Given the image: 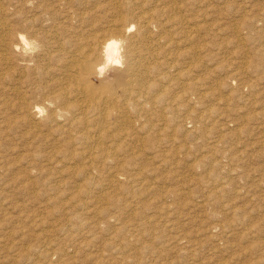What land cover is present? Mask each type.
Returning <instances> with one entry per match:
<instances>
[{
	"label": "rangeland",
	"instance_id": "374dc122",
	"mask_svg": "<svg viewBox=\"0 0 264 264\" xmlns=\"http://www.w3.org/2000/svg\"><path fill=\"white\" fill-rule=\"evenodd\" d=\"M6 1L5 5L9 4ZM205 1L203 0V3L198 6L202 7V10L204 6L209 7L208 11L207 7L204 8L207 14H211L207 15L205 19H209L207 20L209 27L212 26L211 28L214 29H207V32L201 31V35L204 34L203 37H205L204 53L202 52L201 57L197 58L198 65L195 64L196 62H191L189 52L195 46L203 43L194 44L193 38L192 40L179 41L184 34H177L179 40L175 41V46H172L174 50L171 45L166 47H171L169 50L172 49L173 53L171 52L170 56L173 59L181 58H178L175 67L171 68L172 71L180 65L178 69L185 67L183 72L189 70L186 71L187 75L185 72V76L182 74L177 78L180 83L176 85L177 87L175 86V91H179V88L182 89L184 82L195 83L199 80V83L203 82L204 86L206 85L205 88L210 89L211 92L214 91L207 95L206 99L204 98L202 109L208 111L209 105L213 104L218 107L220 105L219 108L223 109L224 113L219 116L215 114L210 121H206V125H199L196 130L193 126L195 119L189 116L186 122L188 131L178 130L173 135L175 136L174 141L165 140L173 136H164L163 131L159 130L160 124L156 125V120L153 121L155 123L153 130L149 126L135 130L136 136L130 138L128 145L130 147L135 145L134 148L137 150L133 149L126 154L127 156L125 155L128 169L124 173L145 177L146 184L134 185L132 182H126V179L123 178L112 187L110 194H107L109 203H106L104 212L99 213L96 217H92L93 211L98 212L103 208L102 200L98 198L100 191L94 187L90 194L92 198L82 194L78 195L80 187H85V174L79 171L69 173L72 169L69 172L61 171L53 175L44 171L43 175L39 173L26 176L22 169L27 168L29 164L23 157L28 150V153L36 150L33 147L37 148L40 141H37L38 138H36L38 143L30 144L31 134L20 135L21 132H17L18 130L11 133L10 138L2 135L0 143L11 142L16 153L7 156L8 161L4 159L5 163L8 162L7 164L3 162V159H0V174L8 172L7 174L2 173L0 176V264H28L33 260L37 261L36 264H63L60 259H66V264H125V258L130 255L140 264H197V262L200 264H222L223 262H225L223 264H264V0H222L223 3L219 2L221 0H213L215 4H212V0ZM226 1H230V5ZM226 5L227 7H225ZM6 6L9 15L11 11H8L10 10L9 6ZM216 21L217 23L221 21L220 25ZM234 22L241 24L243 29L241 34H236L232 28ZM217 29L219 30L217 31ZM188 50L189 52L185 53ZM235 68L239 70V76L234 75ZM182 77L183 79H181ZM208 85L211 87L209 88ZM234 94H238V96ZM192 96H197L195 88L191 91ZM188 102L189 100L186 101V104ZM191 104L192 102L188 103L186 108ZM194 110H197V107ZM149 135L155 136L156 139L166 138L152 143L147 141ZM218 136L219 138H217ZM138 137L146 140L140 142ZM179 137L180 139H178ZM218 139L220 141L217 143ZM183 144L186 145L182 147ZM16 146H18L17 150ZM178 146L180 151L175 153L174 150ZM43 147L46 148H44L45 151L49 148L48 145H42ZM2 148L1 144L0 152ZM20 152L22 156L19 155ZM212 152L213 162L214 160L218 162L214 163L213 170L208 166L211 160L202 156L204 153L211 154ZM164 155L167 156L166 160H163ZM231 155L234 158L231 159ZM111 161L108 165L115 164L113 160ZM218 164L225 167L216 166ZM34 165L39 166L40 164L37 162ZM8 168L10 172L7 171ZM98 179L101 180L100 187H104L102 183L104 178ZM77 185H79L78 190L76 189ZM80 198H83L82 201L90 199L91 203L87 204H91L90 208L93 209L83 208L86 204L76 203V200ZM230 207L236 212H240L235 215L232 213L234 210L231 211ZM166 208H170V211L166 212ZM243 210L249 212L246 213ZM77 211L83 217L88 214L90 216V218L86 217L89 220L86 224H82L81 228L73 226L70 228L71 233L67 228L61 231L55 227L59 223L66 222ZM148 217L153 218L149 219ZM214 218L216 219L214 220ZM167 219L172 220L170 222L173 224L172 227L165 226L164 223ZM218 221L228 226L233 225L230 227L231 232L233 230L231 238L228 234L223 233V235H219L223 236V239H219L218 236L210 238V233L206 234L209 227L214 223H219ZM236 221L245 223L237 224ZM56 223L58 224L56 225ZM129 224L139 225L145 236L139 239L131 238L129 230L131 225ZM251 224L257 230L254 232L255 234H250L248 231L249 227L253 226ZM246 225L248 229H246ZM242 227L245 228L244 234ZM86 229L91 230L90 233L93 237L83 232ZM239 230L241 232H238ZM187 231L192 233L194 241H207H203L206 243L204 245L203 243L199 244L201 248L197 250L193 258L192 255L191 257L184 256L173 251L170 247H166L160 256H155L149 254L144 247L145 243H153L156 247L173 243L179 233L184 234ZM67 232L68 235L71 233L69 237L66 235ZM93 232L95 234L97 232V235H94ZM155 232L160 233L162 237L153 241L149 235ZM56 234L58 237L55 236ZM193 234L195 235L193 236ZM199 235H201L200 238ZM46 238L51 243L52 241L57 242L58 238L59 240L65 239L56 246L55 251L38 256V250L44 248L42 245ZM184 239H180L179 242ZM228 239L230 242H227ZM225 242L226 244H224ZM223 245L230 246V249L232 246L233 250H228V247ZM211 247L215 249L213 250ZM219 251L223 252L222 255ZM47 255L48 257H46ZM233 256L234 258H232ZM211 257L214 260L210 261ZM221 261L223 262L221 263Z\"/></svg>",
	"mask_w": 264,
	"mask_h": 264
},
{
	"label": "bare ground",
	"instance_id": "6f19581e",
	"mask_svg": "<svg viewBox=\"0 0 264 264\" xmlns=\"http://www.w3.org/2000/svg\"><path fill=\"white\" fill-rule=\"evenodd\" d=\"M5 1L0 0V139L3 136L10 138L9 135L16 130L21 132L20 135L31 134L32 141H29L30 144L38 143L36 142V138H38L39 146L33 147L36 150L32 153H28V150L23 157L29 164L27 168L22 169L26 176L42 174L44 171L53 175L61 171L63 173L69 172L72 169L69 173L79 171L85 174V187H80L78 195L82 194L92 198L90 194L95 187L100 191L98 198L103 203V208L99 209L98 212L93 211V214L91 213L92 217L104 212L106 203H109L107 194H110L112 187L123 178L126 179V182H132L134 185L146 184L145 177L124 173L128 169L125 155L133 149L137 150L134 148L135 145L134 147L128 145L130 138L136 136L135 130L144 129L147 126L152 129L156 123V125L160 124L159 130L163 131L164 136H173L178 130L188 131L186 122L189 116L195 119L193 126L196 130L199 125H206V121H210L215 114L219 116L224 113L223 109L220 110V105L219 107L213 104L209 105L208 111L202 109L204 98L214 91L211 92L210 89L205 88L206 85L204 86L203 82L199 83V80L195 83L184 82L182 89L179 88V91H175V86L180 83L177 78L181 77L182 74L185 76V72L189 71L183 72L185 67L178 69L180 64H178L180 65L178 68H174L175 70L172 71L171 69L175 67L176 61L180 58L173 59L170 56L172 49L169 50V48L175 46V41L179 40L176 35L184 34V36L181 35L183 38L180 37L179 41L192 40L193 38L194 44L203 43L195 46L192 51L185 52H189L191 62H196L197 58L201 57L202 52L204 53L205 37H203L204 34L201 35V31L207 32L214 29L211 28L212 26L209 27L207 22L209 19H205L210 14H207L209 7L203 5L204 8L207 7V11L204 8L202 10V7L199 8L203 0H7L6 3L10 4H6L10 9L8 11H11L9 15ZM211 2L214 3L213 0ZM229 2L226 1L228 4ZM204 4L206 5V3ZM218 11L220 12L219 9ZM233 24L232 28L235 33L241 34L243 30L241 24L238 22ZM218 28L221 29V27ZM168 45L171 47L167 48ZM195 64L198 65L197 62ZM187 74L188 72H186ZM234 75L239 76V70L236 69ZM208 87L211 86L208 85ZM193 88L197 90L195 97H191ZM222 98L224 99L223 96ZM188 100V103L192 102V104L186 108L188 105L186 101ZM195 107L197 110H194ZM154 120H156L155 123ZM170 131L171 134H169ZM203 134L205 133L203 132ZM154 137L149 135L147 141L153 143L166 138L156 139ZM214 139L216 140V138ZM138 140L141 142L146 139L138 137ZM165 140L174 141L175 136ZM219 141L218 139L217 143ZM1 144L3 148L0 152V159L6 162L9 159L7 156L15 154L16 151L11 142L6 141V143ZM30 144L29 146H31ZM42 145H48L49 148L45 151L46 148H42ZM185 145L181 146L184 147ZM17 148L18 146H16V150ZM179 149V146L176 147L174 152L178 153ZM212 155L213 152L202 154L204 158L211 160L208 166L213 170L214 165L218 162L216 160L213 162ZM136 156L138 155L136 154ZM166 157L164 155L163 160H166ZM231 159L229 160L231 161ZM111 160L115 164H109L111 165L109 166L108 163L112 162ZM37 162L40 164L39 166L34 165ZM9 168L7 171L10 170ZM98 178H104L102 181L104 187H100L101 180ZM76 189H79V185L76 186ZM82 199L76 200V203L86 204L83 208L89 207L88 209H91V204H87L91 203L90 199L86 201H82ZM166 209V212L170 211V208ZM230 210H234L232 213L235 215L240 212H236L231 207ZM243 211L246 212V210ZM86 217L77 211L66 222L56 223L58 226L55 227L61 231L67 228L71 232L70 228L73 226L81 228L82 224H86L89 220ZM170 222H172L171 219L165 220V226L172 227L173 224ZM243 222L236 221L235 223L242 224ZM129 225H131L129 227L131 238L139 239L145 236L139 225ZM232 226L221 222L214 223L209 227L206 234L210 233V238L218 236L221 239L223 236L220 237L219 235L222 233L228 234L230 237L233 232L230 229ZM248 226H245L246 229ZM55 227L53 226V228ZM89 229L83 232L93 237ZM49 231L51 232V230ZM92 231L95 230L92 229ZM248 231L251 234L257 230L253 225L252 228L249 227ZM256 233L258 235V232ZM58 234L60 235V232ZM58 234L55 236L58 237ZM93 234L97 235V232L96 234L93 232ZM66 235L69 237L68 232ZM128 235L130 236L129 233ZM149 237H152L154 241L160 239L162 235L155 232ZM65 238L60 240L56 238L58 241H52V243L46 238L42 245L44 248L38 250V256L55 251L56 246ZM182 238L185 239L179 242ZM228 240L227 242H230V239ZM201 241H194L192 233L187 231L184 234L179 233L173 243L163 244L161 247H156L153 243H145L144 247L149 254L155 256H160L166 247H170L173 251L184 256L191 257L192 255L193 258L197 250L201 248L199 244H206L204 243L206 240ZM82 242L84 241L82 240ZM224 247L230 249V246ZM231 249L233 250L232 246ZM216 250L218 251V249ZM222 253L220 252L221 255ZM216 256L219 257L220 255ZM125 259V264H140L132 255ZM60 260L63 264L67 263L66 259ZM209 260L214 259L211 257ZM36 263L37 261L33 260L28 264ZM197 264L200 263L197 262Z\"/></svg>",
	"mask_w": 264,
	"mask_h": 264
}]
</instances>
